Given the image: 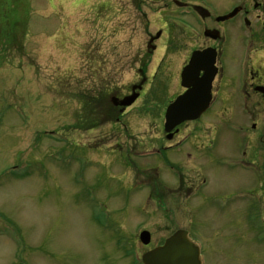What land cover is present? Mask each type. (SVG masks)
I'll use <instances>...</instances> for the list:
<instances>
[{
  "label": "rangeland",
  "instance_id": "rangeland-1",
  "mask_svg": "<svg viewBox=\"0 0 264 264\" xmlns=\"http://www.w3.org/2000/svg\"><path fill=\"white\" fill-rule=\"evenodd\" d=\"M169 4L0 0V264H139L134 255L179 228L205 243L202 188L185 186L203 176L238 184L247 173L212 174L198 168L201 156L168 149L176 128L164 130V113L191 45L174 30L191 18ZM141 67L153 82L125 110L109 88L124 92ZM232 143L226 163L241 151ZM140 229L151 233L147 246Z\"/></svg>",
  "mask_w": 264,
  "mask_h": 264
},
{
  "label": "flooded vegetation",
  "instance_id": "flooded-vegetation-1",
  "mask_svg": "<svg viewBox=\"0 0 264 264\" xmlns=\"http://www.w3.org/2000/svg\"><path fill=\"white\" fill-rule=\"evenodd\" d=\"M211 2L170 0L169 6L177 7L176 11L187 9L191 18L187 20V28H174L179 33L178 40L183 36L191 42L184 49L180 68L194 51L205 49L214 51L216 67L207 109L198 119L183 122L173 130L171 146L181 154L187 150L185 161L201 156L203 162L198 168L205 167L212 174L225 165L235 169L233 173L238 167L247 173L238 184H206L203 176L201 183L185 186L199 195L202 188L205 243L196 241L203 264H207L205 252L219 255L221 264H264V0ZM135 6L140 9V5ZM231 11H235L233 17L220 18ZM155 33L158 36L155 40L163 37L161 28ZM147 48L152 52L156 46L150 42ZM138 72L141 77L124 86V92L112 91L110 86L111 95L115 93L120 99L137 93L135 101L145 95L153 76L147 77L146 67L138 68ZM184 90L177 87L174 97ZM104 95L111 96L108 90ZM99 110L102 109L98 107L91 112L96 115ZM117 114L115 120H120L122 114ZM204 114L206 118L201 121ZM233 141L240 143L241 151L226 163L224 154ZM174 188L178 191L182 185L179 182Z\"/></svg>",
  "mask_w": 264,
  "mask_h": 264
},
{
  "label": "water",
  "instance_id": "water-1",
  "mask_svg": "<svg viewBox=\"0 0 264 264\" xmlns=\"http://www.w3.org/2000/svg\"><path fill=\"white\" fill-rule=\"evenodd\" d=\"M213 56V52L209 55L193 53L189 63L182 69L180 83L187 90L166 107L164 116L166 132L184 120L197 118L204 111L209 98L210 82L215 71ZM200 70L204 71L201 77L198 76ZM136 97L137 94L125 96L118 103L124 108L130 105ZM139 240L145 245L148 244L149 232L142 230ZM141 260L143 264H201L197 244L182 229L173 232L162 245L144 252Z\"/></svg>",
  "mask_w": 264,
  "mask_h": 264
}]
</instances>
